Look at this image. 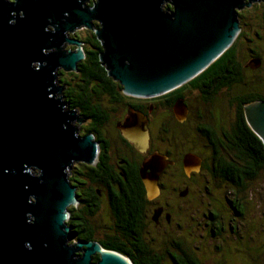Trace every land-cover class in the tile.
Returning a JSON list of instances; mask_svg holds the SVG:
<instances>
[{"label":"water","instance_id":"95a60500","mask_svg":"<svg viewBox=\"0 0 264 264\" xmlns=\"http://www.w3.org/2000/svg\"><path fill=\"white\" fill-rule=\"evenodd\" d=\"M258 1L0 0V264H134L96 242L69 243V209L77 203L69 173L98 156L93 136L73 126L85 121L57 98L59 70L76 71L83 60L82 51L63 49L67 43L80 47L72 33L98 22L100 60L109 77L126 95L159 97L217 60L241 31L238 11ZM261 65L256 57L246 67ZM173 109L183 122L184 99ZM244 114L264 142V101L247 105ZM129 115L122 135L145 153L148 118L135 110ZM188 160L194 167H186L187 174L200 171V157L189 154ZM166 164L159 153L143 163L150 200L160 194L157 181Z\"/></svg>","mask_w":264,"mask_h":264},{"label":"flooded vegetation","instance_id":"af4514ba","mask_svg":"<svg viewBox=\"0 0 264 264\" xmlns=\"http://www.w3.org/2000/svg\"><path fill=\"white\" fill-rule=\"evenodd\" d=\"M259 2L261 1L259 0ZM262 4H264V0H262ZM240 11H238V15H240ZM262 14L259 16V23L262 21ZM245 18L247 22L243 23L245 21L242 20L240 27L247 26L248 28L250 24L248 19L250 17L246 15ZM259 23L258 31L261 29L264 30V24L260 25ZM246 65L244 67L250 69L248 71H255L247 68ZM242 68L241 72L244 75V68ZM231 87L226 86L219 91L212 88L208 90L209 87L207 86H203L201 89H185V94L180 97L184 99L188 107V114L183 122L177 120L173 109L175 102L179 98L171 106L164 108H160L157 101H146L155 97H133L126 95L124 90L122 93L128 98H132V100H113L106 95H102L99 98V102L102 101L101 105L104 108L101 120L92 119L88 123L90 135L93 136V141L98 145V156L95 163L90 165V217H88L90 219V231L95 234L93 236L94 241L92 242L100 245L109 236H123L124 232L121 229L127 225V221L120 225L122 228L117 226V215H114L110 202L122 199V192L128 185H133L134 182L138 184V187L139 185L143 187L146 198V203L143 204L139 200L138 206L135 209L136 218L134 221L140 227L141 235L143 233L144 236H147V241L150 244L167 239L169 235L173 236L168 238V240H171L170 243L182 244L189 249L196 244L193 242L190 246L186 242L187 237L182 235V233L178 235V232L184 231L187 226L183 223L184 218H182V214H184L182 211L188 208L189 205L187 200L196 201L197 196H202V191L206 189V185L212 182L215 183L216 180L220 183H225V185H229L232 189L233 196L235 194L238 195V188L231 181L225 179L220 168H218V160L221 157L229 158L230 156L227 148H225L228 145L226 137L228 134L222 131L218 125V100L221 105V101L223 100V97L220 96L221 92ZM239 97V94L237 96L232 95L230 101L233 100L236 105L235 100ZM130 110L140 111L148 118L150 141L149 148L145 153H140L122 135L121 127L129 119ZM172 123L188 133L189 139L185 144H175L167 137V132H169V127ZM231 123H234V119H231ZM154 153L166 156L168 164H166L158 177L157 184L160 189V194L158 197L150 200L148 199L140 170L143 167L144 161ZM189 154L201 158L200 171H192L190 174H187L186 167H194V163L192 164L191 160H188L189 163L187 162L185 164V157ZM227 158L225 159L226 161H228ZM249 184H253V182H247L246 184L244 182V188ZM81 188L78 189L82 190ZM86 188L88 192L89 186H86ZM87 196L88 193L78 192L77 190L79 204ZM234 198L226 197L224 199L230 203L229 206L235 212L232 204L234 203L232 202ZM171 199L173 200L172 202L170 201ZM200 200L198 199L197 202H200ZM224 204L226 205V203ZM94 208H98V211L92 213L91 209ZM118 215L122 218L126 213L121 212ZM208 215L206 213L204 214L205 217H208ZM237 215H232V217H237ZM239 216L243 215L241 214ZM70 220L71 216L69 213L67 225L72 235L69 243L73 244L78 242L74 241L77 235L73 232L77 224L73 222L70 225ZM218 220H220L223 228H225L226 221L224 217L220 216ZM99 234L102 235V238L98 237ZM183 237L185 240L182 239Z\"/></svg>","mask_w":264,"mask_h":264},{"label":"trees","instance_id":"16d2710c","mask_svg":"<svg viewBox=\"0 0 264 264\" xmlns=\"http://www.w3.org/2000/svg\"><path fill=\"white\" fill-rule=\"evenodd\" d=\"M259 2V1H258ZM255 7L246 9L245 11H254V15L251 18L261 15L262 21L258 23L264 24V4L262 1ZM166 5L165 8H169ZM258 8V10H257ZM260 13L258 12L260 9ZM253 9V10H251ZM250 15V14H249ZM248 15V16H249ZM85 36H80V31L71 35L72 38L82 40L84 44L85 58L78 64L76 71L70 73L75 74L80 78L77 83H71L70 81L62 84L65 86V92L63 93L64 101L73 110L79 112L80 116L89 123L90 120H101L104 108L99 102V98L102 95H106L114 99H129L122 91L123 88L119 82L114 81L109 77L107 69L102 65L100 55L103 52V45L98 40L96 33L86 31ZM242 34V33H241ZM240 34V35H241ZM238 36V38L240 37ZM260 35V34H259ZM263 36L262 33L260 37ZM207 69H205L198 76L187 82L185 85L164 94L159 97H155L146 101H157L160 108L171 106L177 98L182 97L187 88L201 89L203 86L209 87V89H215L219 91L226 86H234L240 84L244 80V75L241 72V64L238 61L239 50L237 47V40ZM243 69V68H242ZM260 69V68H259ZM258 70V69H257ZM243 71V70H242ZM63 71L59 72L62 75ZM243 82V81H242ZM188 85V86H187ZM253 91L250 93H241L239 98H236L237 110L234 114V123L231 126L230 133L227 135V152L230 154L228 161L225 157H221L218 160V168L222 172L225 179L231 181L239 190L244 188L243 184L247 182H253V178L256 179L264 171V142L261 138L251 129L246 121L244 110L249 104L264 101V96ZM243 94V95H242ZM168 120V119H166ZM87 130L83 133L90 134V127L87 126ZM81 133V136H83ZM218 154V153H217ZM231 162V163H229ZM69 180L73 186L80 188L78 190L83 193H88L80 205L71 206L69 209L71 220L70 225L74 222L77 224L76 229L73 231L77 235L74 241L78 242H92L95 234L90 231V165L79 163L74 166V170L69 175ZM139 181V178L137 177ZM86 183L89 186L87 192ZM123 198L113 200L110 202L111 209L114 215H117V226L126 222L127 225L121 229L124 233L122 237L109 236L108 239H104L101 242L102 248L109 251L117 252L127 258H129L134 264H204L198 258V256L192 253L191 249L184 247L182 244L170 243L168 246L165 239L162 244L158 246L157 242L150 244L144 240V235L140 231V227L136 218V208L139 200L142 203H146L143 187L133 182V185H128L122 192ZM234 209L236 214L244 215L241 212V206L245 203L240 202L239 198H234ZM98 211V208L91 209L92 213ZM126 213L122 218L118 213ZM91 213V214H92ZM89 216V217H88ZM232 219V218H231ZM122 228V226H120ZM72 232V233H73ZM163 253V254H160ZM215 256L212 260L213 264H224L221 262V258ZM99 255L93 258V262H97ZM200 260V261H199ZM220 260V261H218ZM168 262V263H167Z\"/></svg>","mask_w":264,"mask_h":264},{"label":"rangeland","instance_id":"374dc122","mask_svg":"<svg viewBox=\"0 0 264 264\" xmlns=\"http://www.w3.org/2000/svg\"><path fill=\"white\" fill-rule=\"evenodd\" d=\"M259 3L256 2L257 5ZM255 6L256 5L253 3L250 8ZM243 11H245V8L241 10L240 15H238L240 23H242V20L245 21L243 23H246L247 20L245 16L250 14V18L248 19L250 24L248 28L247 26H241L240 32L242 34L239 32L236 39L241 34L237 40V47L239 50L238 61L244 68V80H242L243 82L241 81L240 84L224 89L221 92L220 96L223 97L221 105L218 100V125L220 129L228 135L232 126L231 119L234 118V114L231 117L230 115L236 112V105L233 100L230 101V97L232 95L237 96V94L240 95L241 93L245 94L253 91H258L256 93L264 96V30L261 29L258 31L259 15L251 18V16L254 15V11L244 13ZM260 11H262V9L258 12L260 13ZM98 28V22H94L92 29L80 28L75 30L72 35L80 31L79 37H84V29L91 33V31L95 32ZM259 32L260 35L262 33L263 36L260 37V35H258ZM78 41L81 43L80 47L67 43L63 49L69 51L80 50L83 52L84 59L86 56L84 44L82 40ZM256 57L262 60V65L260 69L250 72L248 71L250 69H246L244 66L249 63L251 58ZM60 71H63V76L60 75L58 78L61 93H59L57 98H63V93L65 92V86L61 81L62 79L65 78L64 82L70 81L72 84L80 81L78 76L70 74L72 72L59 70V72ZM66 108L71 109L69 105H67ZM78 116L83 119L79 112ZM73 126L78 128V133L80 135L81 133L83 135L87 130L88 123L74 122ZM167 137L175 144H185L189 139L188 133L180 127L175 126L173 123L169 127ZM78 164L79 163H76L74 166ZM73 170L74 167L71 168L70 173ZM212 183L206 185V189L202 191V196H197V200L201 199L200 202H197V200H187L189 202L188 208L182 211L184 212V214H182V218H184L183 223L187 226L184 231H179L178 235L182 233V235L187 237L186 242L190 244V246L193 242L196 243L194 246H191L190 249L204 264H213L214 260L212 259L215 256H218L217 258L222 257L221 262L224 264H264V171L253 180V184L247 185L243 190L237 189L238 195L235 194V196L232 195V189L229 185L220 183L217 180L215 183ZM85 186H88V184L86 183ZM226 197H237L240 202L245 203L244 206L239 207L241 212H244L246 208L245 214L243 216L237 215V217H234L236 216V214H234L236 212L229 206L230 203L224 199ZM170 201L172 202L173 200L171 199ZM79 203L80 202L77 200L74 206L77 207L80 205ZM224 203H226V205ZM205 213L207 215L209 214L208 217L204 216ZM232 215H234V218ZM220 216L224 217L226 221V225H224L225 228H223L220 220H218ZM98 219L100 218L98 217ZM98 237L102 238V235L99 234ZM171 237L173 236H168V238ZM143 238L147 241V236ZM168 238L166 240L169 246L171 240H168ZM182 239L185 240L184 237ZM164 240L157 241L158 246L162 244Z\"/></svg>","mask_w":264,"mask_h":264},{"label":"bare ground","instance_id":"6f19581e","mask_svg":"<svg viewBox=\"0 0 264 264\" xmlns=\"http://www.w3.org/2000/svg\"><path fill=\"white\" fill-rule=\"evenodd\" d=\"M180 87H181V86H180ZM176 89H177V88H176ZM176 89H173V90H171V91H174V90H176ZM171 91H170V92H171Z\"/></svg>","mask_w":264,"mask_h":264}]
</instances>
